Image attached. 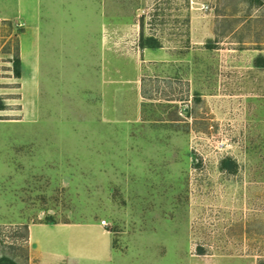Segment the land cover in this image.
Instances as JSON below:
<instances>
[{
	"label": "rangeland",
	"instance_id": "374dc122",
	"mask_svg": "<svg viewBox=\"0 0 264 264\" xmlns=\"http://www.w3.org/2000/svg\"><path fill=\"white\" fill-rule=\"evenodd\" d=\"M3 15L0 258L28 264L30 224L106 221L118 264H264V0Z\"/></svg>",
	"mask_w": 264,
	"mask_h": 264
},
{
	"label": "crops",
	"instance_id": "0c3cea01",
	"mask_svg": "<svg viewBox=\"0 0 264 264\" xmlns=\"http://www.w3.org/2000/svg\"><path fill=\"white\" fill-rule=\"evenodd\" d=\"M28 245V264H118L112 233L100 222L30 224Z\"/></svg>",
	"mask_w": 264,
	"mask_h": 264
},
{
	"label": "trees",
	"instance_id": "16d2710c",
	"mask_svg": "<svg viewBox=\"0 0 264 264\" xmlns=\"http://www.w3.org/2000/svg\"><path fill=\"white\" fill-rule=\"evenodd\" d=\"M13 65H14V74L16 78H20L21 76V61L19 56H17L15 58V60L13 61ZM5 104L1 101L0 102V111L4 110ZM0 264H16L13 260L8 259V258H0Z\"/></svg>",
	"mask_w": 264,
	"mask_h": 264
},
{
	"label": "built area",
	"instance_id": "2783aa9c",
	"mask_svg": "<svg viewBox=\"0 0 264 264\" xmlns=\"http://www.w3.org/2000/svg\"><path fill=\"white\" fill-rule=\"evenodd\" d=\"M101 225L102 226H106L107 224H106V221H101Z\"/></svg>",
	"mask_w": 264,
	"mask_h": 264
}]
</instances>
